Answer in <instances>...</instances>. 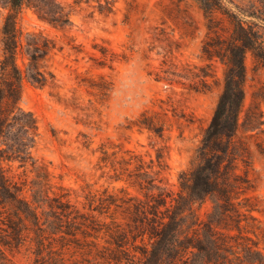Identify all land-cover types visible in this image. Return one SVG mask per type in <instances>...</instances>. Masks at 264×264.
Instances as JSON below:
<instances>
[{"label": "trees", "instance_id": "1", "mask_svg": "<svg viewBox=\"0 0 264 264\" xmlns=\"http://www.w3.org/2000/svg\"><path fill=\"white\" fill-rule=\"evenodd\" d=\"M95 1L100 13L116 10L117 0H0V264H10L6 248L24 246L36 256L34 264H92L68 256L71 250L98 264H264L259 238L264 230L256 214L264 215V200L248 194L250 153L237 139L246 98L245 56L262 44L239 16L226 47L204 43V57L226 65L224 87L201 145L179 176L177 194L162 177L161 154L147 161L128 152L113 161L111 178L127 181L141 195L125 187L122 194L90 191L80 205L33 156L40 131L37 117L22 104L25 87L57 84L48 63L58 44L44 32L24 31L20 21L32 10L64 29L71 24V7ZM217 1H199L207 17L220 9L222 0ZM135 125L158 135L165 130L147 113ZM16 162L26 178L13 172ZM207 201L212 208L203 218L196 206Z\"/></svg>", "mask_w": 264, "mask_h": 264}, {"label": "rangeland", "instance_id": "2", "mask_svg": "<svg viewBox=\"0 0 264 264\" xmlns=\"http://www.w3.org/2000/svg\"><path fill=\"white\" fill-rule=\"evenodd\" d=\"M199 1L117 0L111 14L95 9V1L71 7V24L64 29L32 10L23 15L24 31L44 32L58 44L48 63L57 84L25 87L22 104L35 114L40 131L33 156L48 166L56 184L72 190L74 202L82 205L90 191L122 194L123 187L141 195L127 181L111 178L113 161L128 152L147 161L161 154L166 185L174 194L180 191L179 176L201 145L224 87L226 65L206 59L203 46L209 41L226 47L237 27L234 16L262 44L245 56L246 98L237 139L250 153L248 194L264 200V0H222L209 17ZM144 113L165 125L163 135L135 125ZM13 172L26 178L18 162ZM196 207L205 218L212 203ZM256 214L264 230V215ZM5 252L10 264L35 262L28 246ZM74 252L68 256L98 264Z\"/></svg>", "mask_w": 264, "mask_h": 264}]
</instances>
